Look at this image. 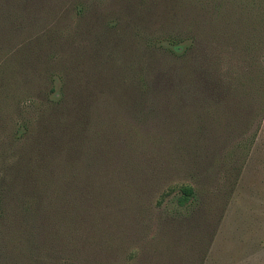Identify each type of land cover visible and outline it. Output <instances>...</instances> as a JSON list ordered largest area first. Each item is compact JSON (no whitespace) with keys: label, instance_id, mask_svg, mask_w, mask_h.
I'll use <instances>...</instances> for the list:
<instances>
[{"label":"rangeland","instance_id":"obj_1","mask_svg":"<svg viewBox=\"0 0 264 264\" xmlns=\"http://www.w3.org/2000/svg\"><path fill=\"white\" fill-rule=\"evenodd\" d=\"M0 264H264V0H0Z\"/></svg>","mask_w":264,"mask_h":264},{"label":"trees","instance_id":"obj_2","mask_svg":"<svg viewBox=\"0 0 264 264\" xmlns=\"http://www.w3.org/2000/svg\"><path fill=\"white\" fill-rule=\"evenodd\" d=\"M234 75V80H231V79H229V80H227V81H223L222 79V81H221V84H228V86H225V87H223L222 89H224V88H226L225 90H230V91H232V90H238V91H241L242 89H239L237 86H239L238 84H245V82L242 80V78H236L235 79V77L237 76V75H235V74H233ZM224 82H228V83H224ZM218 81H215V83L213 84L214 86V89H216V88H220L219 87V85L222 87V85H221ZM194 195V191H193V189L191 188V187H185L184 189H183V194H182V196H180V203L181 204H185L186 202H187V200L189 199V198H191L192 196Z\"/></svg>","mask_w":264,"mask_h":264}]
</instances>
